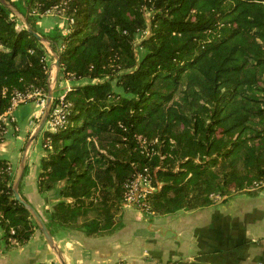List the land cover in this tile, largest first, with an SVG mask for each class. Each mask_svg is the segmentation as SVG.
<instances>
[{
  "label": "trees",
  "instance_id": "1",
  "mask_svg": "<svg viewBox=\"0 0 264 264\" xmlns=\"http://www.w3.org/2000/svg\"><path fill=\"white\" fill-rule=\"evenodd\" d=\"M8 1L60 51L58 86L71 82L66 122L42 133L37 188L59 197L49 228H113L145 168L160 215L264 183V0ZM64 1L74 22L40 30ZM22 23L0 1V114L15 90H49L54 57ZM9 164L0 157L1 239L23 244L39 227Z\"/></svg>",
  "mask_w": 264,
  "mask_h": 264
},
{
  "label": "crops",
  "instance_id": "2",
  "mask_svg": "<svg viewBox=\"0 0 264 264\" xmlns=\"http://www.w3.org/2000/svg\"><path fill=\"white\" fill-rule=\"evenodd\" d=\"M55 18L62 26V19ZM38 25L43 28L41 20ZM19 108L15 116L20 130L10 129L0 141V157L15 171L22 155L17 142L24 145L41 115L40 110L24 116ZM43 154L28 163L20 192L47 223L59 197L57 189L41 194L37 188ZM94 215L89 212L90 218ZM50 229L68 264H264V189L234 191L207 206L164 215L122 206L114 227L93 235L57 224ZM2 234L0 229V264H59L40 229L23 244L13 240L6 245Z\"/></svg>",
  "mask_w": 264,
  "mask_h": 264
},
{
  "label": "built area",
  "instance_id": "3",
  "mask_svg": "<svg viewBox=\"0 0 264 264\" xmlns=\"http://www.w3.org/2000/svg\"><path fill=\"white\" fill-rule=\"evenodd\" d=\"M66 4L67 2L64 1L59 5L51 7L46 12L41 13V16L57 17L61 18L62 21L69 20L70 23H73L74 19L67 17L65 14ZM34 13L37 12L34 11ZM43 61L46 62L48 59L43 58ZM52 71H54V68H52L51 62L49 65V74L53 73ZM69 76H72V74H69ZM65 82V90L59 92L58 95L54 97V104L46 123V129L56 131L59 126L66 122V114L68 107L70 106V103L66 99V93L71 87V82L69 78H66ZM46 99L47 95L39 89L28 90L26 92L15 90L12 95L10 107L4 113L0 114V141L5 139L10 129H13L14 131L20 130V127L16 124L15 112L23 103L36 100L42 109V114L46 105ZM7 171L10 175H15V169L11 163L8 165ZM260 184L264 185V183H256L257 187ZM154 190L155 186L153 185L150 172L145 168L144 171L138 173L134 180L128 185L123 207L137 206L146 213L154 214L151 210L150 203L148 202V194ZM212 197L213 200L223 198L220 194H215Z\"/></svg>",
  "mask_w": 264,
  "mask_h": 264
},
{
  "label": "water",
  "instance_id": "4",
  "mask_svg": "<svg viewBox=\"0 0 264 264\" xmlns=\"http://www.w3.org/2000/svg\"><path fill=\"white\" fill-rule=\"evenodd\" d=\"M0 1L5 6H7L9 9H11L13 11V13H15L21 19V21L24 23L25 27L29 30V32L33 33L39 39L40 42H42L46 47H48L50 53L54 57V62H53L54 72L49 74V77H48L49 90L47 92L46 105H45V108L43 111V115H42L40 121L38 122L37 126L35 127V129L30 134V136L26 142V145L23 149L21 159H20V164L17 167L16 173L14 176L12 189L14 192L15 199L25 206V208L29 211V213L31 214V216L35 220V222L38 225L40 231L42 232L45 240L47 241L48 245L50 246L53 253L55 254L59 264H68L65 257H64L62 250L60 249L58 243L54 239V236H53L50 228L46 224L44 218L41 216V214L38 212V210L27 199H25L22 196L20 189H19L21 180L23 178V175H24V172H25V169L27 166L28 154H29L30 147L34 143L36 138L45 129L46 123L49 119L51 110L53 108L55 90H56L55 86H56V83L58 81L59 74L61 71L60 51L59 50L54 51L52 46H51L52 42L50 40H48L47 38L43 37L38 31H35L31 27V25L29 24L27 17L23 13H21L10 1H8V0H0Z\"/></svg>",
  "mask_w": 264,
  "mask_h": 264
},
{
  "label": "rangeland",
  "instance_id": "5",
  "mask_svg": "<svg viewBox=\"0 0 264 264\" xmlns=\"http://www.w3.org/2000/svg\"><path fill=\"white\" fill-rule=\"evenodd\" d=\"M41 23H42V26H43V28L42 27H39L40 28V30H42V31H46L47 32V30H52L54 27H55V25L58 23L57 22V19L55 18V17H50V16H43L42 18H41ZM23 25H24V23H22ZM22 24H20L19 26H21ZM22 25V26H23ZM25 26V25H24ZM51 28V29H50ZM53 62H54V60L52 61V68H54V66H53ZM52 72H54V71H52ZM56 85L57 86H55V89L56 88H58L59 87V91H58V93L60 92V91H62L63 89L62 88H65V86H66V82H65V80H60L59 81V86H58V83H56ZM46 95H47V93H45ZM40 110H42L41 109V107L38 105V103H37V101L36 100H32V101H29V102H27V103H25V104H22L21 105V107L19 108V111H18V113L19 114H23L24 116H29V115H31L32 113H39V111ZM42 115H43V113L38 117V118H36L35 120H34V123H33V128L35 129V127L37 126V124H38V122L40 121V119H41V117H42ZM23 124H25L26 123V121H21ZM45 128H46V126H45ZM33 129V130H34ZM32 132H30L29 134H28V137H27V139H26V142H27V140H28V138H29V136H30V134H31ZM42 133L43 132H41V134L36 138V140L34 141V143L31 145V147H30V150H29V154H28V159H30V160H28L27 161V163H30V161H32V162H36V160H37V158H39V156H40V154L43 152V146H42ZM26 142L24 143V145L22 144V142L19 140L18 142H17V145H16V147H17V149L20 151V149L22 150V152H23V149H24V147H25V145H26ZM19 143V144H18ZM11 152V148H8V150H7V152L6 153H4L6 156L9 154ZM19 164H20V162H19ZM19 164H18V166H19ZM36 165H37V163H36ZM40 168V167H39ZM16 172V171H15ZM15 176V175H14ZM254 185V187H251V188H249V189H254L255 187H257V185L254 183L253 184ZM260 185H262V186H264L263 184H260ZM259 185V186H260ZM261 187V186H260ZM258 188V187H257ZM232 192H234V191H232ZM232 192H230L229 194H231ZM95 214V213H94Z\"/></svg>",
  "mask_w": 264,
  "mask_h": 264
}]
</instances>
